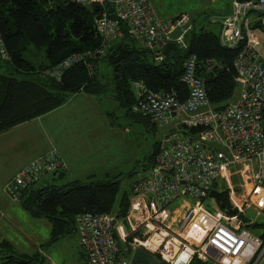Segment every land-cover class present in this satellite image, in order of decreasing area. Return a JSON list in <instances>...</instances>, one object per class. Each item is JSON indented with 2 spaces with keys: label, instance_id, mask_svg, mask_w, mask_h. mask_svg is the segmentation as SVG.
<instances>
[{
  "label": "built area",
  "instance_id": "built-area-1",
  "mask_svg": "<svg viewBox=\"0 0 264 264\" xmlns=\"http://www.w3.org/2000/svg\"><path fill=\"white\" fill-rule=\"evenodd\" d=\"M57 1L98 8L93 25L101 46L95 54H103L124 34L146 50L156 66L163 63L169 44L186 54L180 78L187 90L183 101L175 93H155L142 82L131 83L132 112L163 130L152 166L129 186L130 203L143 200L146 214L132 219L130 204L126 224L134 232L141 229L144 237H152L157 230L165 233L156 252H145L159 254L165 264H191L193 260L205 264L213 259L221 264H258L264 255V241L239 222H229L222 207L224 221L186 201L180 204L186 208L183 216L163 223L156 218L180 199L203 201L211 191L220 193L221 180L234 167L251 165L249 182L264 188V54L258 51L253 32L254 26L264 25V0H230V12L221 18L219 44L226 49L238 48L239 53L233 61L235 95L219 110L207 99L202 73V69L206 73L219 66L206 61L201 68L197 55L189 51L193 29L189 14L180 13L164 21L150 0ZM92 57L91 53L71 55L47 69L45 76L60 83L65 73L78 65L92 75ZM0 60L9 61L1 35ZM66 171L60 152L51 148L18 170L6 182L3 193L12 203H19L22 195L43 178ZM117 221L113 212L76 216L75 233L86 264H131L130 257L141 240L129 244L130 257L126 259L116 243ZM169 241L173 243L171 257L162 251L164 242Z\"/></svg>",
  "mask_w": 264,
  "mask_h": 264
},
{
  "label": "trees",
  "instance_id": "trees-1",
  "mask_svg": "<svg viewBox=\"0 0 264 264\" xmlns=\"http://www.w3.org/2000/svg\"><path fill=\"white\" fill-rule=\"evenodd\" d=\"M97 11L94 5L66 1L0 0V35L9 57V61L4 63L11 69L9 76L0 74V134L60 109L74 96H99L106 91L112 95L113 99L110 100L118 101L130 117L146 122L145 126L149 124L156 131L149 118L132 112L134 98L131 83L142 82L155 93H175L182 101L186 98L187 90L180 82L185 53L172 51L165 56L162 64L156 66L150 54L124 34L103 54H95L101 46L93 25ZM229 12L230 3L226 4L224 12L217 15L222 18ZM200 14L197 13V16ZM203 14L209 21V14ZM191 19L193 29L188 39L189 51L197 55L201 68L206 61H214L219 66L206 73L202 69L207 99L215 110H219L235 95L233 61L239 49L222 48L218 35L206 31L202 25L198 26L200 23L196 18ZM30 47L44 53L42 65L35 67L26 59ZM87 53L93 54L89 60L92 75L83 65H78L67 71L60 83L45 76L47 69L69 56ZM100 65L110 69L105 84L97 80ZM30 74L39 76L41 81L17 78ZM157 145L146 170L153 164ZM64 173L56 172L52 176L56 178ZM118 184L119 180L113 178L85 185L73 181L61 186L47 185L41 189H34L35 185L22 195L19 203L32 219H46L52 223L51 245L75 231V218L82 213L103 215L115 211L118 220L126 223L131 203L128 195L117 199ZM223 203L221 209L227 211L229 222L237 221L242 227L244 218L241 213L230 210V205L225 201ZM260 238L264 241V234ZM162 241V238L154 236L152 244L157 246ZM154 257L165 264L159 254ZM40 258V254L15 255L8 243H0V264H42ZM191 264L201 263L193 260Z\"/></svg>",
  "mask_w": 264,
  "mask_h": 264
},
{
  "label": "rangeland",
  "instance_id": "rangeland-1",
  "mask_svg": "<svg viewBox=\"0 0 264 264\" xmlns=\"http://www.w3.org/2000/svg\"><path fill=\"white\" fill-rule=\"evenodd\" d=\"M150 2L156 14L164 21L180 13H187L198 20L200 23L198 26L202 25L206 31L219 35L221 17L217 14L224 12L229 0H150ZM204 12L209 14V21L204 18L206 17ZM197 13L201 14L197 16ZM261 17L264 19V14ZM256 27L253 30L256 35V47L264 54V25ZM26 59L38 67L44 62V53L30 47ZM10 71V66L0 61V74L9 76ZM109 74V67L100 65L97 80L105 84V78H108ZM17 78L41 81V78L34 74L20 75ZM110 99L113 98L109 91L100 95L99 100L94 97L93 100L98 102L96 104L94 101L92 104L86 101L84 95L74 96L64 109L31 125L0 134V241L2 238L5 239L15 255L40 254L42 264H86L75 231L51 247L48 245L47 222L31 219L21 211L18 204L5 197L3 189L7 180L14 175L16 165L19 163L21 165L28 157L55 148L73 167L72 175L68 173L57 176L54 182L51 180L52 175L47 176L36 185V189L45 187L47 183L61 186L78 181L85 185L117 178L119 180L117 199H120L122 195H129V186L138 175L146 174V166H149L163 130L154 131L149 124L145 126L146 122L130 117L126 108H122L118 101L113 102ZM52 140L53 147L50 148ZM19 141L23 142L20 146ZM250 171L251 165L234 167L224 175L219 190L224 194L227 205L230 204V210H238L241 213L244 218L243 227L249 228L248 230L255 235H262L264 230L260 228H264V188L249 182ZM74 175L76 176L73 178ZM183 201L190 206L199 207L215 219L224 221L222 210L209 198L203 201L180 199L160 213L156 220L159 223L165 222ZM131 204L132 219L139 215L145 216L143 200L133 199ZM161 234L165 235L163 232ZM116 243L124 257L129 258L130 253L124 244L119 239Z\"/></svg>",
  "mask_w": 264,
  "mask_h": 264
},
{
  "label": "crops",
  "instance_id": "crops-1",
  "mask_svg": "<svg viewBox=\"0 0 264 264\" xmlns=\"http://www.w3.org/2000/svg\"><path fill=\"white\" fill-rule=\"evenodd\" d=\"M228 3H230V0H229V2ZM173 18V17H172ZM79 95H84V97L86 98V101H88V102H91V104L93 103V101H94V103L96 104V103H98L97 101H95V100H93L94 99V97L95 98H97L98 100H99V97H100V95L99 96H91V95H85V94H79ZM78 96V95H77ZM76 96V97H77ZM89 97H93V98H89ZM87 102V103H88ZM69 103V102H68ZM90 104V105H91ZM65 106L66 105H64L63 107H61L60 109H58V110H56V111H53V112H51V113H49V114H47V115H45V116H43V117H41V118H39V119H36V120H33V121H31V122H29V123H25V124H23V125H20V126H18V127H16V128H14V129H12V130H10V131H8V132H11V131H14V130H16V129H18V128H21L22 126H26V125H31L32 123H35V122H37V121H39V120H41V119H43V118H45V117H47L48 115H51V114H54V113H56V112H58V111H60L61 109H64L65 108ZM23 142L21 141H19L18 142V144H19V146L22 144ZM52 144H53V140L51 141V143L49 144V146H50V148L51 147H53L52 146ZM47 151V150H46ZM45 151H42V152H40V153H38V154H36V155H33V156H31V157H28L27 159H25L24 161H22L21 162V165H20V163L18 164V165H16V169H15V171L13 172V174H15L18 170H20L22 167H24L25 165H27L30 161H32L34 158H36L37 156H39V155H41L42 153H44ZM60 152V151H59ZM60 154H62L61 152H60ZM62 156V155H61ZM64 156H62V158H63ZM63 160H64V162L66 163V166H67V171L65 172V175L66 174H68V173H70V175H72V164H70V161L68 160V159H66L65 157L63 158ZM76 175H74L73 176V178L75 177ZM11 178V177H10ZM10 178L8 179V180H10ZM7 180V181H8ZM51 180L54 182V180H55V177L54 176H52V178H51ZM71 180H74V179H71ZM73 182V181H72ZM70 183V182H69ZM48 184V183H47ZM47 184H46V186H47ZM45 186V187H46ZM41 188H44V186H41ZM40 188V189H41ZM34 189H36V186L34 187ZM6 197V196H5ZM16 204H18L19 206H20V209H21V211L23 212V213H25L27 216H29L23 209H22V207H21V204L20 203H16ZM185 211H186V208L183 206V205H180L178 208H176L175 210H173L172 212H171V214L168 216V220H175V219H177V218H179V217H181V216H183V214L185 213ZM113 213H115V215H116V212H113ZM3 215H1V219H3V217H2ZM30 217V216H29ZM5 218V217H4ZM31 218V217H30ZM116 218H117V216H116ZM32 219V218H31ZM34 220V219H33ZM36 220H40V221H45V222H47L46 223V225H47V228H48V234H49V243H50V241H51V232H52V229H53V225H52V223L51 222H49L48 220H46V219H36ZM248 223H250V222H248ZM119 227L121 228V231L119 232ZM249 229V228H248ZM260 229H263L264 230V228H260ZM250 231V230H249ZM116 232H117V237H116V240L117 239H119V241L120 242H122L123 244H124V246H125V249H127V250H129L130 249V246H129V244H131L132 243V241L134 240V239H136V240H141L139 243H140V245H139V249H141V250H144V251H146V252H149V253H154V252H156L157 251V249L156 248H158V245L157 246H155V245H153L152 244V241H153V239H154V236H157V237H159V238H164V236L165 235H163V234H161V233H158V232H154V234L152 235V237H151V235L150 236H146V237H144L145 236V233L141 230V229H139L138 231H136V232H134V230L132 231V229H130V227H129V225H127L126 223H124V221H122V220H118L117 221V224H116ZM251 232V231H250ZM252 233V232H251ZM72 234H74V232L72 233ZM253 234V233H252ZM264 234V233H263ZM262 234V235H263ZM253 235H255V234H253ZM262 235H255V236H257V237H261ZM69 236V235H68ZM123 239H122V238ZM65 239V237L64 238H62V239H60L59 241H57V242H55L54 244L56 245L57 243H59L60 241H62V240H64ZM125 240V241H124ZM149 240V241H148ZM27 241V243H29V244H31V245H33L32 243H30V241H28V240H26ZM1 242H6V243H8L7 241H5V239H3L2 238V241H0V243ZM54 244H51V245H49V246H54ZM154 248V249H153ZM172 250H173V243L172 242H168V243H166L165 242V244L163 245V248H162V251H163V254L164 255H166L167 257H171V255H172ZM82 257V256H81ZM162 259H167L165 256H162ZM201 263V262H200ZM201 264H204V263H201ZM205 264H221V262H219V261H217L216 259H213L212 261H210V262H208V263H205ZM258 264H264V255H263V257L260 259V261H259V263Z\"/></svg>",
  "mask_w": 264,
  "mask_h": 264
},
{
  "label": "water",
  "instance_id": "water-1",
  "mask_svg": "<svg viewBox=\"0 0 264 264\" xmlns=\"http://www.w3.org/2000/svg\"><path fill=\"white\" fill-rule=\"evenodd\" d=\"M109 2L111 0H103ZM175 51V47L172 44L167 45L164 50V55H168L170 52ZM219 193L216 191H211L208 195L209 199L217 201ZM118 219V217H117ZM131 264H161L153 255L146 253L140 249L135 250L130 257Z\"/></svg>",
  "mask_w": 264,
  "mask_h": 264
},
{
  "label": "flooded vegetation",
  "instance_id": "flooded-vegetation-1",
  "mask_svg": "<svg viewBox=\"0 0 264 264\" xmlns=\"http://www.w3.org/2000/svg\"><path fill=\"white\" fill-rule=\"evenodd\" d=\"M220 195H219V197H218V200L217 201H215L216 203H217V205H218V207H223L224 205V203H223V201H225V196H224V194L223 193H219Z\"/></svg>",
  "mask_w": 264,
  "mask_h": 264
}]
</instances>
